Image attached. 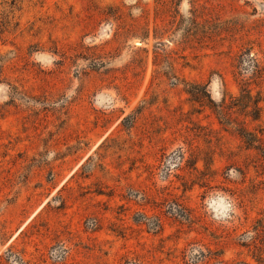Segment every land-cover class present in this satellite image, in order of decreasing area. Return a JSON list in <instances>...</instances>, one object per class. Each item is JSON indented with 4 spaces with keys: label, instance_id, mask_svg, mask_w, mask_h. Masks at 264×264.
<instances>
[{
    "label": "rangeland",
    "instance_id": "obj_1",
    "mask_svg": "<svg viewBox=\"0 0 264 264\" xmlns=\"http://www.w3.org/2000/svg\"><path fill=\"white\" fill-rule=\"evenodd\" d=\"M263 237L264 0H0V264Z\"/></svg>",
    "mask_w": 264,
    "mask_h": 264
},
{
    "label": "trees",
    "instance_id": "obj_2",
    "mask_svg": "<svg viewBox=\"0 0 264 264\" xmlns=\"http://www.w3.org/2000/svg\"><path fill=\"white\" fill-rule=\"evenodd\" d=\"M247 237H250V236L248 235ZM260 241H261V245L255 246L258 248V249H256V250H258L256 253L251 252V245L252 244H248L246 242L241 244L242 247L249 250L248 256H250L256 262V264H264V248L261 247L262 245H264V237L261 238ZM220 264H224V261H220ZM231 264H250V262L247 260H239V261L233 260Z\"/></svg>",
    "mask_w": 264,
    "mask_h": 264
}]
</instances>
